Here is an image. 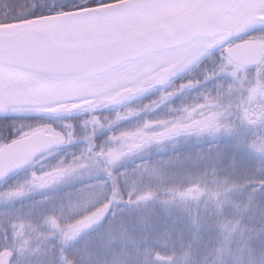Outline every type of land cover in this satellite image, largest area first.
I'll list each match as a JSON object with an SVG mask.
<instances>
[{
  "label": "trees",
  "instance_id": "trees-1",
  "mask_svg": "<svg viewBox=\"0 0 264 264\" xmlns=\"http://www.w3.org/2000/svg\"><path fill=\"white\" fill-rule=\"evenodd\" d=\"M5 2L26 0H0V10ZM54 2L59 0H48ZM196 63L172 84L149 89L118 109L105 107L99 114L108 119L96 143L120 157L114 171L109 169L111 175L104 177L110 180L106 187L98 186L84 197L74 191L83 181L67 178L39 195L30 189L23 198L0 200V251L10 248L15 263H27L32 259L28 250H33L28 243L36 237L46 264H264L263 122L260 129L248 127L230 113L238 106L228 101L220 110L228 116L219 121V131L240 135L247 149H239L237 140L228 143L184 127L170 136L146 138L131 153L124 150L123 136L134 120L131 114L148 115L144 108H157L168 94L185 88L186 81L203 82L225 64L221 51ZM86 119L87 113L70 118L78 136L88 131L81 123ZM13 134L0 131V140ZM81 147L64 149L57 154L59 161ZM109 195L111 209L103 222L66 239L65 234L73 232L72 223L88 216L99 201L108 202ZM36 219L54 227L45 230ZM15 230L22 232V240L10 243ZM51 240H61L59 248Z\"/></svg>",
  "mask_w": 264,
  "mask_h": 264
},
{
  "label": "snow or ice",
  "instance_id": "snow-or-ice-1",
  "mask_svg": "<svg viewBox=\"0 0 264 264\" xmlns=\"http://www.w3.org/2000/svg\"><path fill=\"white\" fill-rule=\"evenodd\" d=\"M205 9L217 10L227 23L223 27L209 23L196 32L192 39L199 46L192 52L193 61L219 47L225 61L239 68L253 62L238 58L251 50L257 53L256 66L264 69V0L5 2L0 10V131L14 134L11 139L0 140V184H8L21 169L34 168L42 158L82 144L70 159L61 156L55 168L39 174L33 171L34 178L42 175L49 179L31 186L50 187L67 178H78L83 182L74 191L84 197L93 195L98 186L106 187L110 180L104 177L111 175L109 169L114 171L120 159L96 143L104 135L102 129L108 119L99 117L106 101L95 97L81 107L86 97L75 94L77 88L57 97L42 94L40 86L80 80L82 65L76 53L86 51L101 61L111 59V54L123 47L129 31L134 29L151 40L158 33H174L179 25L193 23ZM238 44L246 47L239 48ZM24 83L32 87L22 88ZM84 113L88 119L81 123L88 131L78 136L70 118ZM219 130L214 121L191 129L197 134ZM26 194L25 187L8 188L0 192V200L14 201ZM107 201H99L80 227L102 223L111 209V195ZM72 235L75 231L66 233L65 238ZM0 264H11L9 252L0 254Z\"/></svg>",
  "mask_w": 264,
  "mask_h": 264
},
{
  "label": "water",
  "instance_id": "water-1",
  "mask_svg": "<svg viewBox=\"0 0 264 264\" xmlns=\"http://www.w3.org/2000/svg\"><path fill=\"white\" fill-rule=\"evenodd\" d=\"M213 23L223 27L227 21L217 10H202L193 23L181 24L174 33H158L151 40H147L136 30L129 31L123 38V47L112 58L101 61L94 53L80 52L74 54L81 61L80 80L76 82L65 81L56 85H41L40 92L44 95L61 97L70 89L77 88V95L85 96L80 106L92 103L95 97L116 91L108 100L110 105H117L127 101L132 95L140 91L149 73L156 72L157 84H165L171 76L192 57V52L199 46L192 37L203 26ZM2 27V26H0ZM239 48L246 45L238 44ZM234 46V47H236ZM218 47L211 48L215 49ZM240 60H252L256 63L257 53L248 51L246 55L238 57ZM250 65V64H244ZM142 79V80H141ZM141 80L140 87L134 90L130 84ZM22 88L32 85L24 83ZM11 261L14 254L8 250Z\"/></svg>",
  "mask_w": 264,
  "mask_h": 264
},
{
  "label": "rangeland",
  "instance_id": "rangeland-1",
  "mask_svg": "<svg viewBox=\"0 0 264 264\" xmlns=\"http://www.w3.org/2000/svg\"><path fill=\"white\" fill-rule=\"evenodd\" d=\"M228 64V63H227ZM154 82V81H153ZM154 87V83H149L148 88L146 87L144 91H147ZM167 90V89H166ZM231 92H233V88L231 85L227 83V80L223 78L220 82L207 80L204 83H194L192 86L188 87L187 89H180L179 91H174L170 95L165 97L164 101L158 105L157 108L154 109L151 105L149 107L144 108L148 115L145 114L144 117H141L139 113H135V115L131 114L132 118L134 119L130 123L133 124L128 128V131L124 134V150L128 153L133 152L132 147L135 145H139L141 143V138L145 137L148 138L152 134H158L160 132H167L171 129H177L180 131V128H187L192 124H197L198 127L203 126L207 121H214L216 124H219L220 120L226 118V115H222L220 111L222 109V105H225V102L232 101L230 97ZM104 100L106 99L103 97ZM176 100H179L177 102ZM253 101V100H252ZM201 106V107H200ZM193 111V113H191ZM135 112V111H134ZM195 113V115H194ZM202 120H205V123L202 125ZM153 121H159L160 125L158 127H146L147 124ZM232 125V123H231ZM226 127H230V125H225ZM255 128V127H252ZM262 128L260 126L258 129ZM185 131V130H183ZM264 132V129H263ZM251 133L256 134L257 130L252 129ZM207 135H211L208 134ZM238 136L240 135H233L231 131L223 133L222 130L212 134V139L220 140L224 139L228 143H231L232 140H237L239 143H236L239 149H243L244 147L247 149L246 145H243L240 141ZM246 137V135H244ZM72 156L69 155L67 157L70 159ZM50 169H53V166H49ZM27 177V173H20L17 176V179H11L8 184L3 185L0 184V192L5 191L8 188H15L17 186L21 187H32V183L30 180L25 179ZM236 177L235 181L247 179ZM37 180L43 182L45 179L43 176L38 177ZM36 182V181H35ZM36 184H39L36 182ZM37 193L38 189H32L31 193ZM39 218V216H37ZM35 221L44 224L45 230L52 229L54 225H49V223L45 224V220L43 219H36ZM85 222V218L75 220L72 223V230L75 232H84L89 230V227L81 228L80 225ZM21 231L15 230L11 232L10 236V243H14L17 239L20 241L21 239ZM54 240V239H52ZM51 240V241H52ZM56 240V239H55ZM53 242V241H52ZM55 247L59 248L58 246L61 245V240L53 242ZM29 249L28 256L32 259L27 260L26 262L19 261V264H41V251L37 249V238L31 239L30 243H28ZM18 248V247H17ZM4 248H2L3 250ZM251 257V254H248ZM45 259H43L44 261ZM47 262L44 261L42 264H46ZM14 264L15 263L14 261Z\"/></svg>",
  "mask_w": 264,
  "mask_h": 264
},
{
  "label": "flooded vegetation",
  "instance_id": "flooded-vegetation-1",
  "mask_svg": "<svg viewBox=\"0 0 264 264\" xmlns=\"http://www.w3.org/2000/svg\"><path fill=\"white\" fill-rule=\"evenodd\" d=\"M219 51H221V49L217 52ZM222 56L224 57L223 53ZM224 63L225 64H223V66L219 65L217 69H214V74L212 76H208V79L220 82L223 78H225L227 80V83L233 88V92H231L230 97L228 98H232V102L234 104H237L238 106L236 109L232 108L233 112L230 113L243 120L248 127H259L262 122L264 123V69H259L256 66V63L243 65L239 68L235 67L233 64H227L225 59ZM207 80H203V82L186 81L184 87L188 88L194 83H204ZM132 85L135 88L139 86V83L137 82L136 84L134 83ZM119 107H122V105L114 108L118 109ZM204 123L205 120H202V124ZM195 126L198 125L196 124ZM143 139L145 138H141V140ZM58 162L59 158L57 155H50L49 157L42 158L40 161H38L35 164L34 168H24L15 172L11 179H17V176L20 173L24 172L27 173V177L25 179L30 180L31 182L36 181L39 184L45 183L49 179L48 177L43 176L45 180L40 183L37 178L41 177L42 175H38L34 178L31 173L33 171L38 174L44 173L50 170L49 166L51 165L53 166V168H55ZM55 184H52L51 186H54ZM26 189L32 190L35 188L26 187ZM37 189V193L33 192L31 194L39 195L40 192H43L44 189H50V187H42Z\"/></svg>",
  "mask_w": 264,
  "mask_h": 264
}]
</instances>
